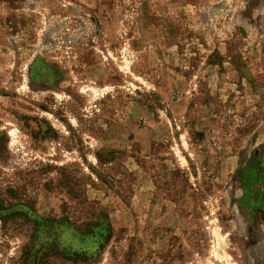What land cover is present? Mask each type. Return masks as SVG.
I'll return each mask as SVG.
<instances>
[{"label":"rangeland","instance_id":"obj_1","mask_svg":"<svg viewBox=\"0 0 264 264\" xmlns=\"http://www.w3.org/2000/svg\"><path fill=\"white\" fill-rule=\"evenodd\" d=\"M0 264H264V0H0Z\"/></svg>","mask_w":264,"mask_h":264},{"label":"trees","instance_id":"obj_2","mask_svg":"<svg viewBox=\"0 0 264 264\" xmlns=\"http://www.w3.org/2000/svg\"><path fill=\"white\" fill-rule=\"evenodd\" d=\"M5 141V136L0 134V152L2 150V147H3V142ZM1 155V154H0ZM1 205V204H0ZM1 208V206H0Z\"/></svg>","mask_w":264,"mask_h":264}]
</instances>
